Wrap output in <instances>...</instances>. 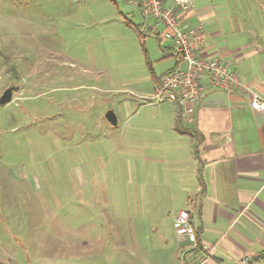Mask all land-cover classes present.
Returning <instances> with one entry per match:
<instances>
[{
    "label": "rangeland",
    "instance_id": "rangeland-1",
    "mask_svg": "<svg viewBox=\"0 0 264 264\" xmlns=\"http://www.w3.org/2000/svg\"><path fill=\"white\" fill-rule=\"evenodd\" d=\"M126 4L0 0V97L17 88L0 105V264H140L138 232L159 245L181 207L156 148L170 110L145 100L173 62Z\"/></svg>",
    "mask_w": 264,
    "mask_h": 264
},
{
    "label": "crops",
    "instance_id": "crops-1",
    "mask_svg": "<svg viewBox=\"0 0 264 264\" xmlns=\"http://www.w3.org/2000/svg\"><path fill=\"white\" fill-rule=\"evenodd\" d=\"M124 1L130 11L138 8L139 26L158 40L160 55L173 62L155 78L154 93L163 75L184 69L185 64L162 38L164 27L147 20L132 1ZM191 1L184 23L189 28L202 26L205 38L199 56L222 58L264 97V0ZM163 2L171 6L174 0ZM201 82L206 90L193 113L183 115L176 98L161 103L168 106L170 119L161 121L165 125L156 148L170 161L172 183L182 193V204L172 210L170 226L155 228L159 245L150 241L152 235L138 232V238L146 239L137 248L140 264H243L244 260L264 264V115L250 108L249 94L215 90L204 77ZM160 207L156 221L165 219ZM183 209L190 212L195 239L176 234L174 221Z\"/></svg>",
    "mask_w": 264,
    "mask_h": 264
},
{
    "label": "built area",
    "instance_id": "built-area-1",
    "mask_svg": "<svg viewBox=\"0 0 264 264\" xmlns=\"http://www.w3.org/2000/svg\"><path fill=\"white\" fill-rule=\"evenodd\" d=\"M135 3L144 17L162 25V38L169 41L181 56L185 68L171 71L163 75L153 93L145 100L151 105H160L170 98H176L183 109V115L191 114L201 99L206 86L202 84L204 77L209 87L224 91L227 94L236 92L250 95L249 106L252 110L264 115V97L254 92L245 83L229 63L220 57L204 58L198 50L204 42L205 34L202 26L189 28L184 23V15L192 9L191 0H174L173 5L165 6L163 0H127ZM147 28V24L145 23ZM174 227L177 236L196 238L195 228L190 224V212L181 210L175 218ZM207 250L208 246H203ZM247 263V260L242 262Z\"/></svg>",
    "mask_w": 264,
    "mask_h": 264
},
{
    "label": "water",
    "instance_id": "water-1",
    "mask_svg": "<svg viewBox=\"0 0 264 264\" xmlns=\"http://www.w3.org/2000/svg\"><path fill=\"white\" fill-rule=\"evenodd\" d=\"M16 90L17 88L15 87H9L8 89H6L0 97V105L4 106L10 103L13 99V94ZM106 119L112 126H117L118 120L113 111L107 112Z\"/></svg>",
    "mask_w": 264,
    "mask_h": 264
},
{
    "label": "trees",
    "instance_id": "trees-1",
    "mask_svg": "<svg viewBox=\"0 0 264 264\" xmlns=\"http://www.w3.org/2000/svg\"><path fill=\"white\" fill-rule=\"evenodd\" d=\"M156 78V77H155Z\"/></svg>",
    "mask_w": 264,
    "mask_h": 264
}]
</instances>
